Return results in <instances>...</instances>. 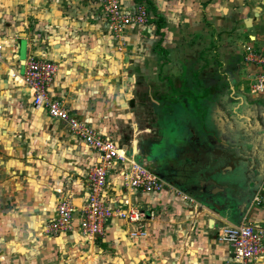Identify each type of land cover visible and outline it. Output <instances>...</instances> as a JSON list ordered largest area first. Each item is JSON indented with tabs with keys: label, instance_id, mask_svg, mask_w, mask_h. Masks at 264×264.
<instances>
[{
	"label": "crops",
	"instance_id": "0c3cea01",
	"mask_svg": "<svg viewBox=\"0 0 264 264\" xmlns=\"http://www.w3.org/2000/svg\"><path fill=\"white\" fill-rule=\"evenodd\" d=\"M139 2L149 7V23L115 33L99 0H0V128L21 131L15 136L19 150L8 154L7 163L0 161V264H236L217 228L237 223V215L226 219L207 207L203 193L214 187L212 176L237 197L245 186L255 185L243 220L263 230V254L252 264H264L261 166L245 170L240 154L205 148L223 129L217 96L228 71H221L222 64L235 80L233 92L264 98V89H254L262 69L244 60L247 46L264 49V0H120L128 12ZM30 58L57 65L49 99L163 180L159 191L146 192L126 185L118 164L109 170L104 201L112 209L151 212L143 237H131L136 226L117 215L104 222L102 235L89 238L81 232L88 169L98 153L66 121L33 108L29 88L12 75L20 74ZM209 70L220 81L204 92L198 80ZM194 91L200 104L206 98L205 104L213 105L210 126L201 115L200 126H188L172 141L161 130L160 112L189 108ZM210 95L217 99L209 101ZM35 154L52 160L35 162ZM258 157L253 154L255 163ZM0 159L8 160L3 154ZM64 199L76 209L73 226L49 233L46 225Z\"/></svg>",
	"mask_w": 264,
	"mask_h": 264
},
{
	"label": "built area",
	"instance_id": "2783aa9c",
	"mask_svg": "<svg viewBox=\"0 0 264 264\" xmlns=\"http://www.w3.org/2000/svg\"><path fill=\"white\" fill-rule=\"evenodd\" d=\"M103 15L109 29L118 33L126 25L135 24L145 26L150 21L149 7L145 2L136 3L134 10H123L120 0H99ZM2 60V46L0 45V62ZM246 62L254 63L262 69V74L254 89L262 92L264 89V49L256 50L246 47L244 56ZM54 62L30 58L24 65L23 71L12 73L16 82L29 88L32 105L35 109H46L52 118L66 121L72 132L83 140L85 146L98 153V161L88 169L89 193L80 211L79 228L89 237L95 238L103 234L104 222L113 215L126 218L135 229L131 230L133 238L143 237L146 233L142 229L144 222L151 212L138 208L126 211L112 209L103 199V192L107 186L108 174L114 164L120 166L119 174L125 184L132 189L146 192L159 191L163 180L146 166L135 161L112 138L103 136L89 125L79 121L57 101L49 99L48 87L57 73ZM75 207L67 199L56 206V216L46 225V231L52 234L70 230L73 226ZM263 230L242 220L241 223H225L217 228L218 239L229 244L236 264H252L263 254Z\"/></svg>",
	"mask_w": 264,
	"mask_h": 264
},
{
	"label": "flooded vegetation",
	"instance_id": "af4514ba",
	"mask_svg": "<svg viewBox=\"0 0 264 264\" xmlns=\"http://www.w3.org/2000/svg\"><path fill=\"white\" fill-rule=\"evenodd\" d=\"M217 80L220 81L216 76L212 81L216 83ZM220 88L217 98L221 104L220 109L223 114V129L219 132L216 141L209 140V142L205 143V148L214 154H240L243 158L241 162L242 169H257L253 154H261L263 152L261 136L264 134V101L260 99L250 100L249 98L246 100L244 96L233 92L231 86ZM208 97L211 102L217 99L213 95ZM233 104L239 105V108L244 110V112L241 110L240 113L241 123L236 118L237 109H232ZM202 113L204 120L206 114L208 117L212 116L210 108L208 110L204 109ZM157 151L160 152V149ZM210 193V188H208V191L203 194L209 198L212 195ZM235 197L237 198V195Z\"/></svg>",
	"mask_w": 264,
	"mask_h": 264
},
{
	"label": "rangeland",
	"instance_id": "374dc122",
	"mask_svg": "<svg viewBox=\"0 0 264 264\" xmlns=\"http://www.w3.org/2000/svg\"><path fill=\"white\" fill-rule=\"evenodd\" d=\"M148 38V37H147ZM230 64V62H229ZM230 66V65H229ZM225 68V70H227L228 72L225 74V78H224V83L226 85H224L223 87H237L236 84H235V80H231L230 79V69H226L228 68L227 67V64L224 63L222 64V70L223 71ZM202 70H208L207 68L205 67H201ZM219 69V68H218ZM201 70V71H202ZM212 70H216V69H212ZM212 70H209L210 72H206V71H203L202 74L200 76H205V77H202L201 80H198L199 81V84L198 86H200L202 89V91L204 92H208V91H213V88H215L214 86H216V83H214L212 81V78L216 77L217 73H212ZM200 71V72H201ZM221 78L223 79V76L221 73H219ZM227 77V79H226ZM229 80V81H228ZM236 95V94H235ZM239 95V94H238ZM196 94H195V91L191 94L190 98L192 99L191 101V105L188 107H183L185 110H182L181 106H178V110L177 111H161V122H163L162 124V128L161 130H166L167 134L172 138L173 136H176L178 135L179 133H182L184 134V132L187 131L188 129V126H200V122L201 121V115H203L202 111L205 109L208 110L209 108V105L207 106V104H205V102H207V99L205 98V100L202 101V103L200 104V102L196 99ZM240 96H244V98L247 100V98H249L250 96H246L245 94H240ZM244 99V100H245ZM259 99V98H258ZM211 100V99H210ZM243 100V101H244ZM250 100H255V99H250ZM257 100V99H256ZM261 101H264V98L260 99ZM213 108V105H210V112ZM232 109L233 110H236L237 109V114H236V118L238 120H240V123H241V110L243 109H240L239 108V105H232ZM208 112V111H207ZM244 112V110H243ZM187 117L190 118L189 119V123L186 121L187 120ZM210 118L212 119V117H208V115L206 114L205 115V124L207 127L210 126ZM1 119V118H0ZM167 124V125H166ZM165 125V126H164ZM15 130H18V133H14ZM173 130H176V131H173ZM17 135H21V131L19 128H12L9 126H6V127H1L0 128V154H3L7 159H8V154H13L14 150L18 151L19 150V138L17 140H15V136ZM174 140V138H172V141ZM18 147V148H17ZM163 146L161 147L160 151L163 150L164 151V148ZM154 149V148H153ZM154 152H155V149H154ZM33 155V154H32ZM11 156V155H10ZM22 157V156H21ZM35 157L34 160L35 162L36 161H43L45 160V158L47 160H52L50 159L49 157L47 156H42L41 154H39V156H37L36 154L33 156ZM23 158V157H22ZM26 159V158H24ZM3 161L5 163H7L10 159L8 160H3V159H0V161ZM12 161V160H11ZM10 167H13V166H10ZM41 167V166H40ZM39 167V168H40ZM0 171H2V169H0ZM9 171V169H8ZM4 176V175H3ZM2 177L1 173H0V178ZM4 179V177H3ZM21 179V178H20ZM4 206V205H2ZM6 207L8 205H5Z\"/></svg>",
	"mask_w": 264,
	"mask_h": 264
},
{
	"label": "water",
	"instance_id": "95a60500",
	"mask_svg": "<svg viewBox=\"0 0 264 264\" xmlns=\"http://www.w3.org/2000/svg\"><path fill=\"white\" fill-rule=\"evenodd\" d=\"M247 25H250L249 22H247ZM261 140L263 144V152L260 154V157H258L256 165L258 163L264 173V134L261 136ZM228 179L229 177L225 178L226 181H229ZM211 180L210 183H214V187L210 190V195H212L207 202L209 210L216 214L223 215L226 219L231 218V216H233L232 213H235L237 215V223H241L247 208L253 202L255 193L252 189L255 185L251 183L250 185L245 186L246 188L241 191V195L236 198L233 194H230V190L220 187L222 182H218L219 180L216 176H212Z\"/></svg>",
	"mask_w": 264,
	"mask_h": 264
}]
</instances>
